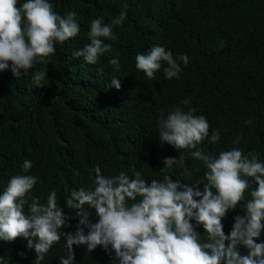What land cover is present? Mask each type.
<instances>
[{
  "label": "trees",
  "instance_id": "1",
  "mask_svg": "<svg viewBox=\"0 0 264 264\" xmlns=\"http://www.w3.org/2000/svg\"><path fill=\"white\" fill-rule=\"evenodd\" d=\"M26 0H18V3ZM55 11L65 15L76 11L80 32L46 58L37 69L46 73L43 87L32 85L30 72L17 79L10 68L0 71V193L9 179L23 174L25 160L32 162L30 175L39 178L30 195L46 203L50 191L57 203L73 189L94 186V167L112 176L124 171H140L150 182L163 175L185 183L203 184L204 168L184 152V168L174 166L161 173L165 157L179 158L180 152L161 145L158 118L188 99L210 125L209 134L219 130L220 140L206 139L198 147L209 155L239 148L256 152L264 161V0H49ZM126 11L121 26H114L115 39L105 40L111 51L96 65H89L74 53L89 43L87 33L92 19L103 16L106 23ZM159 45L173 56L186 54L179 79H166L163 68L149 80L135 66L137 53ZM119 58L120 69L109 64ZM103 68V73L97 71ZM112 77L120 80L117 90ZM246 121L251 123L246 124ZM239 138V143L234 140ZM75 173H79L76 175ZM203 190V185H200ZM248 198V192L245 193ZM27 211V209H25ZM69 216L72 213L64 208ZM90 217L97 220L94 210ZM241 207L222 219L227 235L233 217ZM74 232L78 220L69 221ZM195 224V221H192ZM201 242L203 227L196 229ZM264 241V232L257 243ZM18 237L0 241V257L5 264H33L34 249ZM75 264H118L115 254L97 247L88 252L73 246ZM242 255L247 249L241 246ZM65 255L64 241L55 244L41 264H59Z\"/></svg>",
  "mask_w": 264,
  "mask_h": 264
},
{
  "label": "clouds",
  "instance_id": "2",
  "mask_svg": "<svg viewBox=\"0 0 264 264\" xmlns=\"http://www.w3.org/2000/svg\"><path fill=\"white\" fill-rule=\"evenodd\" d=\"M77 15L76 11L59 14L49 0H26L22 4L0 0V71L10 68L17 79L31 72L32 85L43 87L46 73L33 70L47 63L57 44L79 34ZM126 15L122 11L109 23L103 16L92 19L87 33L89 43L74 56L96 65L111 51L105 40L115 39L114 26H121ZM135 62L136 69L149 80L155 79L162 68L166 79H179L181 64L187 66L189 57H174L170 50L155 45L137 53ZM109 64L119 71L118 57L110 59ZM97 71L102 74L103 68ZM111 86L119 90L120 80L112 77ZM189 104L184 99L183 106H175L166 114L162 110L158 118L161 145L168 144L181 153L178 159L165 157L160 172L181 166V174L188 179L191 172L185 162L187 152L202 162L205 183H185L167 174L162 180L148 182L135 169L132 175L121 171L108 176L97 165L93 187L73 189L63 206L57 203V192L52 190L42 204L30 195L39 178L28 174L33 165L25 160L23 174L12 176L0 193V241L26 239L27 247L36 253L33 264H41L61 238L65 255L59 258V264H75L73 246H84L88 252L99 246L107 253L114 252L118 264H264V241L256 242L264 232V161L259 153H244L239 148L206 154L198 146L206 139L217 143L219 130L210 135L206 117L197 115ZM234 143L238 144L239 138ZM238 206L243 214L233 217L226 235L222 219ZM90 210L95 212V222L90 219ZM72 219L78 220L75 231H64L72 227ZM201 226L206 236L203 242L196 230ZM241 246L247 249L246 255L240 253ZM0 264H5L4 257H0Z\"/></svg>",
  "mask_w": 264,
  "mask_h": 264
}]
</instances>
